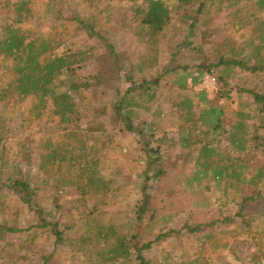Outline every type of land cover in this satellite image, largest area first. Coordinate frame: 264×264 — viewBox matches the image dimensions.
I'll use <instances>...</instances> for the list:
<instances>
[{"label":"trees","instance_id":"obj_1","mask_svg":"<svg viewBox=\"0 0 264 264\" xmlns=\"http://www.w3.org/2000/svg\"><path fill=\"white\" fill-rule=\"evenodd\" d=\"M63 1L43 0V14L60 21H72L87 35L104 41L101 70L88 75L80 73L81 66L93 57L92 48H72L64 38L66 31L57 28L56 24L51 26V29H56L53 33L38 31L39 18L35 17L31 0H0V114L22 100L30 99L25 117L19 120L20 130L30 128L44 118L56 126L63 125L62 134L57 136L53 135L54 130L45 126L41 150L36 157L37 170L39 184L49 185L55 194L74 189L81 195L82 201L88 195L96 198L86 213L89 222L84 226L83 233L72 239L76 249H82V253L96 264H131L135 260L136 264H147L149 260L145 251L154 244L171 236L180 242L183 235L200 233L205 227L213 226L214 222L169 227L153 238H146L144 233L155 228L158 221H170L169 215L154 213L150 196L145 191L146 183L141 186V198L133 217L119 222L98 217L100 207L106 204V197L114 190L110 187L112 180L100 172L99 148L87 144L90 134L80 122L88 117L89 110L94 112L95 117L104 115L107 106H95L93 110L87 108L92 104L86 100V92L91 86L108 82L114 85L115 96L108 107L113 116L121 119L125 128L131 131L134 129L132 118L137 117V110L150 109L148 104L156 97L158 82L169 71L181 70L182 73L172 81L181 90L187 87V79L194 72H208L216 78L220 95L229 98V80L236 69L249 73L264 72V0H174V7L167 2L169 0H129L133 2L131 7L139 24V36L144 37L147 43V53L137 60L121 55L114 44L107 42L98 28L101 22L95 16H92L91 24L76 15H63ZM243 3L251 5L250 17L243 16L239 10L232 16L239 28L251 25L247 38L224 39L222 44L212 48V62L207 64L171 65L184 49L202 53L203 46H192L194 42L191 38L193 28L198 27L202 17L209 18L214 9L217 11ZM175 7L182 13L178 18L181 20L179 25L184 26L190 21L188 31L179 43L171 41L169 60L159 69L161 41L168 32L171 33ZM193 80L196 83L197 77ZM122 82L127 84L123 91L119 88ZM237 92L248 93L254 106L246 111L238 110L234 121L227 118L225 108L209 98L204 89L193 95L181 94L178 115L181 118L180 147L190 154L193 167V174L187 176L186 183L192 185L210 180L223 194L231 192V199L237 203L235 217L239 218L240 225L231 227L235 218L225 217L229 227L209 230L197 236L198 243L191 252L182 251L176 258L168 252L158 264H177L175 259L178 258L181 259L179 264H209L211 256L206 255L209 249L232 248L236 244L244 246L248 242L251 249L245 257L258 264L263 256L264 230L252 224L253 218L245 209L247 202L262 195L264 188V164L252 162L254 151L264 145V94L252 89ZM238 97V106L246 108L249 102L242 96ZM9 130L6 123L0 125V133L7 135ZM157 152V149H146L148 169L152 164L156 166L159 157L152 156V153L155 155ZM18 158L19 154L13 153L12 147L0 140V213L8 207L2 192L5 188L11 189L27 208L38 214L41 224L32 227L50 225L56 242L68 244V241L71 244L56 222L43 219V208L35 201L39 186L31 184ZM146 180L148 176H145ZM0 229L6 233L22 231V228L5 224H1ZM3 251L0 247V262ZM49 257L44 255L42 262L35 264H50Z\"/></svg>","mask_w":264,"mask_h":264},{"label":"rangeland","instance_id":"obj_2","mask_svg":"<svg viewBox=\"0 0 264 264\" xmlns=\"http://www.w3.org/2000/svg\"><path fill=\"white\" fill-rule=\"evenodd\" d=\"M142 0H137V2ZM93 2V3H92ZM172 7L174 0L167 1ZM132 1L129 0H64L63 15H76L93 24L92 16L101 22L98 27L107 42L114 44L117 51L133 60H137L147 53V43L144 37L139 36V24L133 16ZM35 9V17L39 18L38 31L48 34L56 29H51L53 24L57 28L66 31L64 38L74 49L92 48L93 57L86 61L78 70L88 75L99 71L105 55L104 41H99L94 36L87 35L86 31L79 28L72 21H60L43 14V0H31ZM103 11L100 13V10ZM239 10L243 16H249L252 12L251 5L243 3L230 8L211 11L209 18H201L198 27L193 28L191 38L192 46L201 44L202 53L199 51L184 49L177 55L171 65L188 64L195 66L199 63L212 62V48L222 44L224 39L243 40L250 35L249 28H239L234 23L233 12ZM181 12L175 7L172 11L173 26L171 33L161 41L159 52V69L169 60V45L171 41L179 43L188 31L187 21L184 26L181 20ZM1 18V15H0ZM37 22V25H38ZM33 26H35L32 23ZM184 27V28H183ZM174 33V34H173ZM101 70V69H100ZM181 70L167 72L158 82L156 97L148 105L150 109L137 110V117L132 118L134 129L127 130L121 119L113 116V111L108 107L115 96V86L103 83L86 92V100L92 104L87 107H106L104 115L94 116L89 110L88 117L80 122L81 127L88 130L90 137L87 140L90 146L99 148L97 153L100 172L105 178L112 180L106 197V204L100 207L98 217L103 220L124 221L133 217L134 210L141 198V186L146 183L145 191L150 196L151 208L158 216L169 215L170 221L164 223L158 221L155 228L144 233L146 238H153L157 233L166 231L169 227L179 228L184 224L196 225L200 223L214 222L213 226L205 227L197 234H188L181 237L179 242L174 236L168 237L145 251L147 264L162 262L165 255L170 252L172 256L179 257L182 251L191 252L197 245L196 237L209 230H223L229 227L225 217L235 218L231 227L240 225L236 216L237 203L231 199L232 194H223L210 180L190 185L186 183L188 175L193 174L190 154L180 147L179 125L181 118L178 115L180 96L183 93H192L201 90L198 82L187 79V87L179 89L172 81L181 74ZM204 73V72H203ZM229 98L220 95V87L216 83L211 90H206L209 98H213L217 104L226 110L227 118L234 121L235 113L240 110H248L252 105V99L248 93H239L238 90L252 89L259 94H264V72L249 73L236 69L229 80ZM127 86L125 82L120 84V90ZM249 102L246 108L238 106L239 97ZM30 105V99H24L13 107L7 108L0 114V125L9 128L7 135L0 133L1 142L12 147L13 153L19 154L18 160L22 161L23 170L27 172L31 184L36 188V205L43 208L42 217L46 222H56L58 229L64 236H68L71 244L56 242L55 234L50 225L32 227L41 224L37 213L26 207L21 202L18 194L11 189H4L5 201L8 207L0 213V225L22 228L18 233H6L0 229V247L3 248V257L0 264H35L42 262V256H50V264H96L82 253V249H76L73 240L84 231V226L89 222L86 215L96 198L89 195L82 201L76 190H61L57 194L49 185H40L37 170V153L41 150V141L45 126H49L53 135L62 134L63 125L56 126L54 122L46 118L38 123H33L30 128L20 130L19 120L25 117ZM11 106V105H10ZM1 107V105H0ZM157 112H160L157 115ZM23 113V115H22ZM98 121V122H97ZM98 126L99 129H96ZM157 149L159 159L148 169V153L146 149ZM252 162L264 164V145L254 151ZM150 154V152H149ZM148 176V180H145ZM33 185V186H34ZM113 193V194H110ZM245 212L253 218L252 224L264 230V188L262 195L246 204ZM149 214V213H147ZM108 220V221H110ZM224 220V221H223ZM35 228V229H34ZM68 240V239H67ZM241 249V250H240ZM251 249L248 242L244 246L209 249L206 255L209 264H255L246 255ZM244 252H243V251ZM236 252V253H235ZM263 256L258 264H264ZM240 259H239V258ZM177 260L179 264L181 259ZM136 264L137 260L131 264ZM175 264V263H174Z\"/></svg>","mask_w":264,"mask_h":264},{"label":"built area","instance_id":"obj_3","mask_svg":"<svg viewBox=\"0 0 264 264\" xmlns=\"http://www.w3.org/2000/svg\"><path fill=\"white\" fill-rule=\"evenodd\" d=\"M193 77H197V82L201 90L202 89L211 90L212 88L215 87L217 83L216 78L208 72H204L202 74H199L198 72H194L192 76L188 78V80L192 81Z\"/></svg>","mask_w":264,"mask_h":264}]
</instances>
